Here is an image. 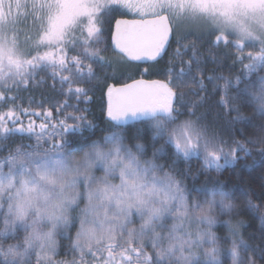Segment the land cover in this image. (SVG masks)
<instances>
[{"label": "snow or ice", "instance_id": "obj_1", "mask_svg": "<svg viewBox=\"0 0 264 264\" xmlns=\"http://www.w3.org/2000/svg\"><path fill=\"white\" fill-rule=\"evenodd\" d=\"M119 9L138 18L117 19L109 45L102 17ZM28 17L23 35L17 30L9 36L0 28V152L7 151L0 162V264H224L222 256L230 264H256V249L240 234L243 222L232 219L239 206L225 182L207 173H220L253 152L264 159V123L254 125L243 141L209 124L207 110L199 111L210 94L198 53L181 45L178 34L167 81L108 88L111 121L143 118L150 124L160 144H153L152 159L146 158V145H126L119 130L76 157L68 133L91 126L78 107L88 91L80 85L91 83L97 69L111 67L106 53L155 61L181 26L209 29L216 45L235 50L229 52L233 64L243 66L235 82L207 77L223 81L212 94L222 93L217 105L228 131L250 122L243 105L264 119V0H31ZM5 23L0 16V25ZM40 73L66 97L54 110L18 103V92ZM185 87L198 97L190 104L177 93ZM73 97L75 104H69ZM21 117H27L26 125ZM15 133L27 134L33 143L13 148L7 141ZM165 148L174 152L157 163L165 159L157 155ZM192 158L206 179L189 188V175L196 178ZM181 159L184 169L178 168ZM245 207L264 218V205L248 200ZM222 216L224 237L214 231ZM58 237L68 241L63 259L57 258ZM259 251L264 256V249Z\"/></svg>", "mask_w": 264, "mask_h": 264}, {"label": "trees", "instance_id": "obj_2", "mask_svg": "<svg viewBox=\"0 0 264 264\" xmlns=\"http://www.w3.org/2000/svg\"><path fill=\"white\" fill-rule=\"evenodd\" d=\"M118 17L138 18L133 16L131 12L125 9H119L112 11L109 14H105L103 19V27L105 30V36L108 44L110 45V35L112 30V23ZM177 34L180 36L181 45L194 46L195 51L198 53L199 61L201 64L203 77L205 78V84L208 93L210 94L204 101V107L200 108V112L207 110V121L209 124L215 123L225 129V136L235 133V139L239 141L245 140L250 137L254 132V125L264 123V119L261 118L259 113L253 116V108L249 105L241 106V113L245 117H250L248 120L241 121L235 125V127L228 131L227 126L224 123L223 111L224 109L218 107L217 102L220 100L222 93L217 91L213 93V89L216 83L223 84V81L208 82L209 76H224L231 78L235 82V78L243 71V66L240 63L233 64V60L229 55L231 52L235 54L234 49H226L221 43L216 45L214 43L215 35L210 34V30L202 28L201 30H195L194 28L188 29L185 26H181L173 34L169 47L163 57L154 63L139 64L129 62L126 59L121 60L118 55H113L111 51L106 53L112 60L110 68L105 70L97 69V76L89 84H82L81 87L88 89L87 96H82L81 103L78 105L81 109L85 110L87 121L91 122V126L86 123L84 127L76 129L68 133L69 144L68 147L73 154H80L87 151L93 146V142L103 144L105 138L115 131H120L122 139L129 147L135 144L146 145L148 147L147 159L153 158V144L156 148L160 147L159 143H156V138L153 135V129L146 119L133 120L131 118L126 121L116 124L111 121L107 116L108 108V88L109 86L115 87L116 85L123 84L136 78L157 79L161 81H167L168 69L172 66L173 61L170 60L172 54L178 47ZM183 52V49H182ZM192 54V47L188 49V55ZM188 55H183L184 60L188 59ZM179 59L175 61L177 70L180 67ZM247 63V61H245ZM255 74L252 77L254 78ZM52 81L48 78L46 73H40L36 76L35 80L30 83L27 88H23L18 92L21 98L18 103H21L23 107H30V110H39L40 106L49 107L53 110L58 103H63L66 99L65 96L60 94V86L57 84L56 88H53ZM67 86H65L66 88ZM75 87V86H74ZM180 92L184 93L183 102L190 104L193 100L198 99L187 87L183 89H177L179 95ZM87 101V102H85ZM69 104H75V97L68 100ZM67 111H72L71 108ZM216 113L221 114L220 119H216ZM55 115V112H54ZM233 115H235L233 113ZM25 125L27 124V117H21ZM37 123H40L42 117H32ZM71 123V121H69ZM25 133H15L7 141L13 148L21 143H33V140L27 139ZM34 139V138H33ZM162 143V142H161ZM174 152L172 148H165L157 155H163L165 159L157 160V163H165L166 159ZM7 155V151L0 152V162L2 158ZM243 156V153H240ZM178 168L184 169L185 164L183 160H179ZM192 173L196 174L195 180L189 175L187 184L189 188L193 185L199 186L205 182L206 174L204 172H198L200 167L199 160L192 158L190 162ZM207 176L211 179L218 177L219 180L225 182L226 191H230L232 194V202L239 206V214L234 215L232 219L234 221L239 220L243 222V226L240 229V234L245 242L250 246V249H256L255 260L256 264H264V256H261L260 249H264V218H261L259 212L250 211L245 207V202L251 200L253 204L264 205V159H261L255 152L252 155L240 159L234 165L228 166L221 170L220 173L215 171L208 172ZM195 195V193H193ZM227 217H220V222L214 226V231L220 237H224L227 233V227L223 220ZM75 232V229H72ZM57 251L59 253L58 259L64 258V248L68 244L67 240H62L59 237ZM251 256V250L247 253ZM2 259V258H0ZM224 264H230V258L222 256Z\"/></svg>", "mask_w": 264, "mask_h": 264}, {"label": "rangeland", "instance_id": "obj_3", "mask_svg": "<svg viewBox=\"0 0 264 264\" xmlns=\"http://www.w3.org/2000/svg\"><path fill=\"white\" fill-rule=\"evenodd\" d=\"M30 2L31 0H0V16L6 21L5 24L0 25V28L7 35L11 36L17 30L23 35L29 29L30 17L26 19V16L30 11ZM194 29L201 30L202 28Z\"/></svg>", "mask_w": 264, "mask_h": 264}, {"label": "water", "instance_id": "obj_4", "mask_svg": "<svg viewBox=\"0 0 264 264\" xmlns=\"http://www.w3.org/2000/svg\"><path fill=\"white\" fill-rule=\"evenodd\" d=\"M117 19H124V20H132V19H136V18H127V17H118V18H116L114 21H113V24H112V30H111V34H112V32L115 30V23H116V20ZM171 39H172V37H171ZM171 39H170V41H169V44H170V42H171ZM110 44H111V35H110ZM169 44L167 45V48H166V51H167V49H168V47H169ZM165 51V52H166ZM165 52L161 55V57H158L157 58V60H155V61H129V60H127V58H125L127 61H129V62H133V63H139V64H146V63H153V62H156V61H158L159 59H161L162 57H163V55L165 54ZM156 81V79H146V78H136V79H133V80H130V81H128V82H125V83H123V84H119V85H116L114 88H122L123 86H125V85H127V84H132L134 81Z\"/></svg>", "mask_w": 264, "mask_h": 264}, {"label": "clouds", "instance_id": "obj_5", "mask_svg": "<svg viewBox=\"0 0 264 264\" xmlns=\"http://www.w3.org/2000/svg\"><path fill=\"white\" fill-rule=\"evenodd\" d=\"M103 146V145H102ZM89 150V149H88ZM87 150V151H88ZM86 152V151H85ZM72 155H74V156H76V157H81V156H83L84 155V152L83 153H80V154H73V153H71Z\"/></svg>", "mask_w": 264, "mask_h": 264}]
</instances>
